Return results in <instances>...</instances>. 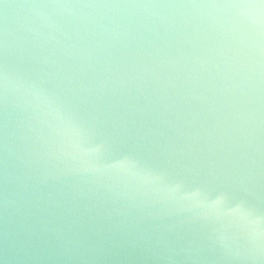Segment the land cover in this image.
Listing matches in <instances>:
<instances>
[{
	"label": "water",
	"instance_id": "95a60500",
	"mask_svg": "<svg viewBox=\"0 0 264 264\" xmlns=\"http://www.w3.org/2000/svg\"><path fill=\"white\" fill-rule=\"evenodd\" d=\"M0 264H264V0H0Z\"/></svg>",
	"mask_w": 264,
	"mask_h": 264
}]
</instances>
